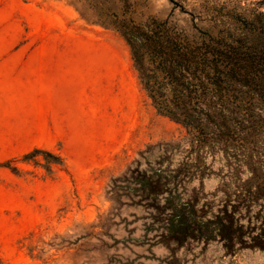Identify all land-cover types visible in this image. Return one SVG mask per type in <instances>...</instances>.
<instances>
[{
	"label": "rangeland",
	"instance_id": "rangeland-1",
	"mask_svg": "<svg viewBox=\"0 0 264 264\" xmlns=\"http://www.w3.org/2000/svg\"><path fill=\"white\" fill-rule=\"evenodd\" d=\"M99 1L0 0V58L47 68L42 76L18 72L2 79L44 82L50 104L40 113L35 89L0 92V121L18 128V135L0 136V164L16 168L0 165V264H264L259 248L159 242L149 230L155 211L138 177L186 131L152 105L128 44L96 15ZM250 1L106 4L116 10L125 4L137 21L155 17L193 34V24L207 26L219 9ZM34 148L41 151L23 160ZM246 150L264 177V143L246 144ZM239 159V153L230 158ZM205 162L210 172L186 186L199 190L216 212L231 162L221 151ZM249 169L243 165L239 177L246 180Z\"/></svg>",
	"mask_w": 264,
	"mask_h": 264
},
{
	"label": "trees",
	"instance_id": "trees-1",
	"mask_svg": "<svg viewBox=\"0 0 264 264\" xmlns=\"http://www.w3.org/2000/svg\"><path fill=\"white\" fill-rule=\"evenodd\" d=\"M99 5L101 22L128 44L152 105L186 131L164 147L148 175L138 177L155 211L149 230L159 242L219 241L228 251L264 250V177L244 153L246 144L264 143V0L219 9L209 25L193 24V34L155 17L137 21L125 4L117 10L106 0ZM181 144L187 148L173 163L171 156ZM39 151L34 148L22 159ZM218 151L229 162L236 153L242 159L229 164L222 205L210 212L212 203L203 202L199 190H188L186 184L210 172L205 158ZM246 164L251 176L243 180L239 176ZM0 165L16 171L9 161ZM254 204H259L256 211Z\"/></svg>",
	"mask_w": 264,
	"mask_h": 264
},
{
	"label": "crops",
	"instance_id": "crops-1",
	"mask_svg": "<svg viewBox=\"0 0 264 264\" xmlns=\"http://www.w3.org/2000/svg\"><path fill=\"white\" fill-rule=\"evenodd\" d=\"M9 61H14L12 59L8 58H0V92L1 91H12V90H31L35 89L38 96V112H48L50 110V104H46L44 101V95L46 91L48 90V86L42 82L38 81L36 84L32 85L30 81H24L20 80L18 81H6L2 79L3 77L7 76L9 73H20L22 75L24 74H31L35 73L38 76H42L46 73L47 68L43 66V64H32L28 63L25 67H23V64L21 66H15L19 63H11ZM31 65H35L32 67ZM13 130L18 131V128L9 127V124L7 121H0V136L7 137L10 134H16L18 135V132L14 133Z\"/></svg>",
	"mask_w": 264,
	"mask_h": 264
}]
</instances>
